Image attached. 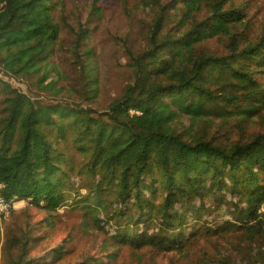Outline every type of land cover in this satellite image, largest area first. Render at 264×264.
<instances>
[{"label":"trees","instance_id":"1","mask_svg":"<svg viewBox=\"0 0 264 264\" xmlns=\"http://www.w3.org/2000/svg\"><path fill=\"white\" fill-rule=\"evenodd\" d=\"M0 3L7 200H31L47 223L71 202L87 232L129 247L136 260L143 248L182 253L199 238L243 232L255 237L254 264H264V22L245 0L140 1L144 42L132 52L122 40L131 78L110 104L99 99L80 22L63 49L73 74L53 59L70 27L55 17L63 0ZM32 218L26 208L0 214L6 264H32L40 238ZM62 250L43 258L56 261ZM111 255L76 264H111Z\"/></svg>","mask_w":264,"mask_h":264},{"label":"rangeland","instance_id":"2","mask_svg":"<svg viewBox=\"0 0 264 264\" xmlns=\"http://www.w3.org/2000/svg\"><path fill=\"white\" fill-rule=\"evenodd\" d=\"M140 1L142 0H63L62 7L55 12L57 20L62 13L65 21L70 24V27L62 32V49L57 50L56 57L53 58L58 64V70L61 73L73 74L70 55L63 49L74 41L80 22L82 28L90 33L87 47L94 52L99 81L98 96L103 104H110L114 98L120 96L126 83L130 81L129 57L122 40L132 52L142 47L148 28V15L142 9ZM245 1L251 7L250 13H253V17L264 22V0ZM92 7H95L100 15H90ZM13 83L23 89L27 88L24 82ZM67 83L68 79L63 80L64 85ZM216 122L215 120L214 124ZM253 129L254 127L250 126L248 132ZM69 203L60 207L53 216L52 223H47L44 211L32 204L31 200H15L13 208L16 211L26 208V211L32 214L33 222L39 225L38 228L33 224L36 227L34 235L40 238L30 252L33 257L32 264H76L85 257L96 258L99 255L106 260L112 257L111 253H115L111 264H218V260L223 256L228 257L232 264H254L255 237L243 232L227 233L207 239L199 238L182 253L156 252L143 248L140 251L143 254L142 259L136 260L133 250L129 247L106 246L105 235L93 230L87 232L83 226L82 212L69 209L71 202ZM52 248L63 249L61 257L56 261H52L51 256L43 258L45 252ZM1 250L0 247V264H6Z\"/></svg>","mask_w":264,"mask_h":264},{"label":"built area","instance_id":"3","mask_svg":"<svg viewBox=\"0 0 264 264\" xmlns=\"http://www.w3.org/2000/svg\"><path fill=\"white\" fill-rule=\"evenodd\" d=\"M14 203L15 199L7 200V197L5 196V184L0 180V214L4 216L8 215L10 208L14 206Z\"/></svg>","mask_w":264,"mask_h":264}]
</instances>
